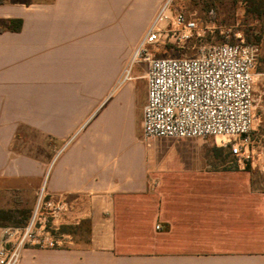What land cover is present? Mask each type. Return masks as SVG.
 <instances>
[{
	"label": "crops",
	"instance_id": "crops-1",
	"mask_svg": "<svg viewBox=\"0 0 264 264\" xmlns=\"http://www.w3.org/2000/svg\"><path fill=\"white\" fill-rule=\"evenodd\" d=\"M146 2L0 0L7 250L44 188L19 264H264V194L248 172L207 138H144L148 67L133 76L143 108L130 82L110 95L157 11L140 25Z\"/></svg>",
	"mask_w": 264,
	"mask_h": 264
},
{
	"label": "built area",
	"instance_id": "built-area-1",
	"mask_svg": "<svg viewBox=\"0 0 264 264\" xmlns=\"http://www.w3.org/2000/svg\"><path fill=\"white\" fill-rule=\"evenodd\" d=\"M170 2L164 3L149 24L121 80H133L131 68L137 63L147 64L144 138H213L217 147L226 148L236 165L245 169V162L255 151L250 135L260 122L254 87L259 83L264 87V72L255 73L258 49L243 42L221 43L196 57H154L152 51L166 44L168 37L183 43L198 30L197 19L173 11ZM43 192L44 188L17 244L7 250L8 238H0V264H19L20 248L35 240L32 230ZM156 229L161 226L156 225Z\"/></svg>",
	"mask_w": 264,
	"mask_h": 264
},
{
	"label": "rangeland",
	"instance_id": "rangeland-1",
	"mask_svg": "<svg viewBox=\"0 0 264 264\" xmlns=\"http://www.w3.org/2000/svg\"><path fill=\"white\" fill-rule=\"evenodd\" d=\"M166 1L168 0H147L146 9L141 16L139 24L142 25L144 23L156 4L158 8L153 14L152 19H154ZM248 1L250 0H171L170 7L173 11L197 19L198 30L189 41L183 43L176 42L174 39L168 37L167 43L158 45L157 50L152 51V55L154 57L174 58L196 57L211 45L243 42L257 47L258 54L256 57L255 73L264 72V16L258 17L248 13ZM150 23H148L147 27ZM169 39L171 40L169 41ZM130 62L123 70L122 79ZM146 70V63L135 64L131 68V76L144 75ZM121 80L120 84L113 86L110 90V95L119 91L124 86V83L130 82L134 86L131 94L136 96L138 104L143 108L146 99V80L141 78L124 83ZM254 91L256 114L260 116V122L257 129L250 135L254 142L255 151L252 157L245 162L247 167L245 171L250 176L252 189L260 194H264V87L259 83L254 87ZM137 112L138 109L134 104L131 114L132 140L136 137L135 119ZM139 120L141 122V118ZM206 140L211 142L213 150L218 148L213 138H207ZM218 150H221L220 154L215 151L213 153L216 158L219 156L221 160L226 159L236 164L226 148L219 147Z\"/></svg>",
	"mask_w": 264,
	"mask_h": 264
},
{
	"label": "trees",
	"instance_id": "trees-1",
	"mask_svg": "<svg viewBox=\"0 0 264 264\" xmlns=\"http://www.w3.org/2000/svg\"><path fill=\"white\" fill-rule=\"evenodd\" d=\"M248 13L253 14L254 16H264V0H250L248 1ZM22 21L21 20H11L8 22L9 28L19 30L21 28ZM231 44V43H230ZM247 168V167H246ZM12 215L6 212H0L1 220H9ZM26 221V219H25ZM25 223V222H24Z\"/></svg>",
	"mask_w": 264,
	"mask_h": 264
}]
</instances>
